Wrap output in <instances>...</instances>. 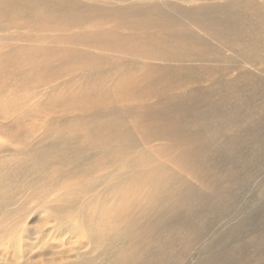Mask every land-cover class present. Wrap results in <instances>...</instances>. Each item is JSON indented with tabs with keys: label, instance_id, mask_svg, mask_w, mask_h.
Listing matches in <instances>:
<instances>
[{
	"label": "bare ground",
	"instance_id": "1",
	"mask_svg": "<svg viewBox=\"0 0 264 264\" xmlns=\"http://www.w3.org/2000/svg\"><path fill=\"white\" fill-rule=\"evenodd\" d=\"M258 47L264 55V0H0L1 89L3 78L12 73L13 79H26L20 94L25 93L27 101L43 98L28 111L32 116L26 115L44 127L39 140L34 135L35 122L5 129L15 132L17 143L27 133L31 143L39 145L37 150L29 143V157L15 165L33 170L36 167L29 162L41 161L50 153L67 160L70 156L83 159L57 176L52 190L42 191L44 207L51 215L62 222L72 220L68 233L87 235V240L77 242L76 253H64L61 264H167L175 238L164 236L163 222L178 220L191 228L201 213L190 204L193 185L163 161L177 164L193 179L199 172L197 165L208 169L214 164V158L208 161L202 156L221 144L217 138L225 137L219 126L226 123L231 107L228 89L242 80L230 78L229 71L264 58ZM48 56L56 64L47 77ZM61 71L66 73L63 79ZM195 85L205 95L210 92L221 99L225 107L215 119L216 134L205 132L209 141L200 131L214 124L204 125L211 115L199 119ZM15 101L24 102L22 97ZM73 108L80 113L71 112ZM208 112L203 111L205 116ZM19 113H27L26 108ZM125 115L141 123L142 141L166 138L167 144L156 147L155 156L151 150L135 154L140 149L135 141L124 144L119 152L121 140H134L122 121ZM200 138L204 140L198 142ZM197 147L205 148L198 151ZM102 204L110 210L105 212L108 216L99 213ZM8 205L0 204V243L7 234L6 218L17 219L13 218L16 209L8 210ZM85 207L84 212L91 210L93 217H101L96 221L101 228L93 225V233L94 227H79L94 219L80 217L84 212L79 210ZM119 220L141 224L129 247L120 246V235L107 237L116 234L111 227ZM55 227L60 231L59 224ZM27 228L14 233L16 245ZM22 244L19 251L25 249ZM83 247L87 251H80ZM54 260L43 264H54Z\"/></svg>",
	"mask_w": 264,
	"mask_h": 264
},
{
	"label": "rangeland",
	"instance_id": "2",
	"mask_svg": "<svg viewBox=\"0 0 264 264\" xmlns=\"http://www.w3.org/2000/svg\"><path fill=\"white\" fill-rule=\"evenodd\" d=\"M195 3L197 1H193V4ZM48 47L53 46L48 44ZM259 47L257 48L259 54L264 56L259 51ZM250 52V50L247 51L249 56L252 54ZM48 57L49 71L47 77L50 75L51 66L54 62L52 56ZM54 64L56 63L54 62ZM239 66L241 69H239ZM8 68H10V72L13 69L11 66H8ZM1 71L2 69L0 68ZM229 75L230 78L235 79L240 77L242 80L238 81L240 84L232 85L228 89V100L231 102L229 104L231 107L229 108L228 118H225L226 123L223 124L224 126L222 124L219 126L221 133L225 137L223 139L217 138L222 141L221 144L215 150L213 145L210 154L202 156L208 161L214 158L212 162L214 164L208 169L197 165L195 168L199 172H197V177L193 179V176L189 175V172L187 175L177 164L163 161L169 170H173L176 174L179 173L184 178L186 177L185 179L193 185L195 193L191 196L190 204L195 207L200 206L196 208L201 213L199 219L196 220L197 222L195 221L196 224L194 223L195 225L191 228L179 224L178 220H174L173 223H169L168 225L163 222L164 236L171 234L170 236L175 238L171 253L166 255L167 264H264V58H260L256 62L251 60L248 64L243 62L242 65L232 68L229 71ZM65 76L66 73L62 72L61 79ZM6 77L7 79L3 78L5 82L3 89H1L2 81L0 80V183H2L0 184V204L1 202H8V210L14 212L16 209L14 214L17 217L13 214V218L17 219L6 218L5 220L7 234L0 243V264H43L49 263L54 258V264H61L64 253L69 250L76 253L78 248L77 242L87 240V235L84 232H77L78 234L68 233L69 224L72 220L62 222L63 220L51 215L48 208L44 207V192L42 191L52 190L53 182L58 183L56 180L57 176L74 169L78 163H82L83 159L77 156H70V158L67 156L69 158L67 160L53 156L54 154L50 153L48 158L44 155L41 161L29 162L30 166L36 167L33 170L25 169L24 167L20 168L15 165L20 160L29 157L27 155L29 153L27 146H30L31 138L26 136V133L24 135L25 138L21 137L17 143L13 141L16 137L15 132L6 131L5 129L10 126L15 128L17 124L20 126L23 123L24 125H29L31 122H35V138H41L44 127L32 119H28L26 115L32 116L28 111L32 109V106L42 102L43 98L39 95L35 100L31 102L27 101L25 93H21L23 94L22 96L20 94V88L26 87V79L23 80L24 77L20 76L21 80H23V84H20V78H15L17 79L15 81L12 73ZM207 83L205 82L204 85L206 86ZM207 86L211 87V85ZM239 86L241 89H237ZM195 88L198 90L194 99L195 102H199L197 106L199 119L201 120L202 117L207 118V116L211 115V121L204 125L211 122L214 124L200 131L205 141H209L205 132L208 131L216 134L215 119L219 115V111H225V107L221 104L222 100L211 96L210 92L208 95H205L206 92L204 90H199L196 85ZM113 93L112 91L111 94ZM198 95L200 96L199 98ZM15 97H22L23 104L20 101L16 102ZM202 101H204V105L200 106ZM224 102L227 101L224 100ZM218 103L221 104L220 109L218 108ZM215 104L217 106H213ZM24 107L28 114L19 113ZM71 110L73 113H80L79 110H75L74 108ZM204 110L210 112L205 116ZM122 121L126 125L128 124V127L125 125V128L130 131L134 140H127L123 143L121 140V143L117 146L119 152L123 151L122 147L124 144L131 145V142L135 141L136 145H139L140 148L135 150V154L139 150H143V153L149 154L145 151L151 150V156H155V148L167 144L166 138L159 141H142L140 139V135L142 134L141 123L135 122L128 115H125ZM130 121L132 122L131 125ZM117 132L113 131L112 133ZM203 138H200L198 142H202ZM35 142L33 141L31 145L33 148L39 150V145L35 144ZM199 145L201 144L198 143ZM204 148L197 147L196 150L202 151ZM191 153L189 152V154ZM193 156L195 157L196 155ZM9 159L10 161L6 162ZM56 167H58V173L52 172L51 169L55 170ZM34 170L35 172H33ZM70 174L75 175L73 173ZM98 175L104 177L106 176V172H100ZM95 177H93V180ZM104 185H111V183ZM21 190H23L22 193ZM103 190L104 188H100L98 191L103 192ZM91 199L97 201L100 198L94 199L92 197ZM81 204L83 205V202L78 205ZM55 205L57 206L56 202ZM101 206L98 209L99 213L103 215L106 214V211L109 213L110 210L108 211L103 204ZM88 207H85L83 210L80 209L79 213H81L80 211L84 212ZM86 212L82 213L80 217L86 218L90 216L94 219L88 224L80 223L79 227L81 229H91L94 226L97 229L101 228L100 224L96 222L100 216L93 217L90 214L91 210ZM105 216H108V214ZM124 221L119 220L112 224L111 231L113 230L112 232L116 234L110 233L107 236L117 237L120 235V246L122 248L130 246L132 236H136L137 234L136 226L138 225V228L141 227V224L138 222L129 225L126 220ZM56 224L61 226L60 231L55 227ZM25 225H28V228L26 232L24 231V236H21L20 242L16 245L14 233L18 228L22 229ZM95 227L91 229L92 233L96 229ZM119 229H122V231ZM21 243L25 245V249L21 247V251H19ZM87 243L88 246H91L90 242ZM80 251L87 250L83 247ZM80 258L78 257V259ZM127 260L130 262L129 259Z\"/></svg>",
	"mask_w": 264,
	"mask_h": 264
}]
</instances>
